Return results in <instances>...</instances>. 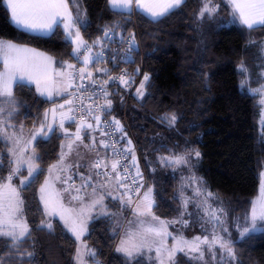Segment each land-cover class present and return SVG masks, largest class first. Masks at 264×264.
<instances>
[{
  "label": "trees",
  "instance_id": "trees-1",
  "mask_svg": "<svg viewBox=\"0 0 264 264\" xmlns=\"http://www.w3.org/2000/svg\"><path fill=\"white\" fill-rule=\"evenodd\" d=\"M68 1L76 17L79 7L86 12L87 23L81 30L89 44L104 46L108 43L106 30L118 37L137 26L149 77L145 93L141 97L136 91L131 96L127 112L119 95L111 97V106L120 132L127 135L126 144L144 163L148 189L154 193L155 214L165 219L180 217L184 178L195 171L214 195L215 207L223 209V223L244 222L251 214L264 171V124L260 97L246 86L241 88L246 74L240 65L257 75L264 69V25L251 30L239 24L227 25L225 19L228 21L231 13L227 0H211L217 11L203 18L199 13L205 0H185L180 8L158 20L139 10H115L109 0ZM0 38L51 54L62 63L76 59L75 44L62 25L49 36L23 30L13 23L4 0H0ZM97 41L100 43H94ZM14 99L17 112L12 122L26 130L34 128L51 105L26 83L15 85ZM173 114L176 122L170 125L165 117ZM125 116L134 141L126 132ZM62 141L54 131L35 144L40 169L22 189L30 238L13 248L10 238L0 237L2 264H28L29 260L33 264H77L78 243L64 223L55 218L51 231L42 226L46 211L40 189L50 167L60 158ZM9 149L0 134V178H6L11 170ZM195 152L200 153L198 158ZM177 155L187 156L193 171L189 163L179 167L162 159ZM108 204L117 209L119 201L109 199ZM237 235L232 236L235 258L230 264H264V230L241 239ZM86 240L94 248L98 264H156L145 255L129 258L116 250L118 234L111 216L94 218ZM27 252L33 255L28 257ZM218 258L214 264H220ZM175 264L208 263L181 253Z\"/></svg>",
  "mask_w": 264,
  "mask_h": 264
},
{
  "label": "rangeland",
  "instance_id": "rangeland-1",
  "mask_svg": "<svg viewBox=\"0 0 264 264\" xmlns=\"http://www.w3.org/2000/svg\"><path fill=\"white\" fill-rule=\"evenodd\" d=\"M135 10L137 11V8ZM78 14L80 22L75 24L72 31L75 32L77 29H79L80 35L83 38L81 29L87 23L88 18L82 7H79ZM225 23L227 25L234 23L244 26L240 23L237 14L234 13L233 8H231L230 19L227 21L226 18ZM83 40L85 41L84 38ZM17 45H19L21 48L32 50L29 53H24L23 55L34 56L37 61L47 67L48 80L47 82L41 80L40 87L45 88V86H47L48 90L52 93V98H48L47 92L45 95H41L39 91L38 93L43 98L49 100L51 105L45 112L41 121H39L34 128L26 130L23 127L16 126L17 128L15 129L13 126L7 127L6 124L4 125L5 131L3 132L2 137L9 143L10 149H15L17 152H19L20 148H26L27 150L24 153L25 157L31 155L37 157L35 144L38 139H47L54 131H58L63 137L60 158L56 163L53 164L58 165V167L53 168V165L50 167V169H52L51 173L48 172V176L41 187L44 188V191L42 192L40 189V198L46 211V219L42 223V226L46 227V225L49 223L53 225V220L58 218L70 231L72 220H77L78 218L83 219L84 224L86 225V231L83 233L80 240H76L78 243L77 249H80L81 252L85 254L84 259L87 264H91L90 257L87 255V251H94V248L86 240V236L90 232L91 221L96 217L111 216L113 218L115 231L118 234L117 248L121 246L122 241H128V245H126L128 247H132L134 245H144V247H141L138 251L134 252L133 257L145 255L148 259H154L156 264H160L161 259H163L164 264H175L177 256L181 253L196 258L199 254L196 252H190L188 247L184 246V251L177 250L172 260L168 259V250L173 248L178 249L181 247L182 245L180 242L182 240L192 241L197 236L201 237V240H203L205 236L211 240L212 236L216 235L228 241L234 251V239L232 237L233 234H238L237 238L241 239L251 233L261 232L264 230V221L257 219V230H253L241 236V231L245 227L251 228L252 211L250 216L244 222L236 220L234 225L232 222L231 224L229 223V225L224 224V214L222 215L220 209L215 207L213 200L214 195L204 186L202 179L196 175L195 171H193V167L190 162L189 164L194 173L192 172L190 174L189 172V174L187 173L184 178L183 189L181 192L183 210L179 218L165 219L158 217L153 211L154 203L151 206V211L148 212L145 207L146 202L143 204L141 203L143 197L135 204L134 198L125 193V186L120 180V175L117 174V169L115 172L112 171V164L115 162V160L109 154L107 141L100 129L99 122L90 119L83 122L84 127H81L82 122H72L70 120L71 117L68 115V113L72 105V100L70 97L72 89L71 86L69 87V85H71V78L69 74L72 76L74 67L69 68L68 65L71 64L75 66L74 62L67 61L62 63L58 61L57 58L46 52L25 45ZM89 45L91 47L90 55L96 57V54L100 53L102 49V43L97 46L95 44ZM262 52L264 56V43ZM0 62L2 63L0 71H3V62L2 60H0ZM82 67L85 68L84 74L87 77L93 78L92 76L96 74L98 65L97 63H89L86 66L83 64ZM88 73H91V75L89 76ZM262 73H264V69L260 72V75L251 73L250 69H248V72L245 73V86L248 87L252 93V90L264 88V74ZM17 83H26L34 86L37 89L36 83H28L26 81ZM17 83L12 85L13 96L14 87ZM144 83L146 87L147 82ZM143 93H145V88L143 89ZM255 94L260 97L262 104L261 124L263 125L264 91H258L255 92ZM136 95L139 96L138 92ZM5 107L8 106L6 105ZM16 112L17 108L11 116V120ZM3 119L8 124H10L7 121L6 115L3 117ZM61 122H63V128L60 127ZM89 124L92 125L91 128L87 127ZM42 125L43 131H40ZM7 128L9 129L7 130ZM49 128H51L52 131H48ZM78 128L80 129L81 140L75 139V134ZM36 133H39L36 135V139L31 140V137ZM17 139L20 141L19 146L15 145L14 143V141ZM30 140L31 143H29ZM69 145H71V149H69ZM104 145H107V147ZM9 154L12 161L14 157L10 152ZM62 154L64 156L63 164H59ZM167 157L172 158L175 156ZM97 161L102 163V168L93 167V164ZM165 161L168 163L167 160ZM183 165L185 164H181L179 167H182ZM37 166L38 169H40L38 162ZM12 167H15V165L11 164V168ZM24 170H26L25 175L22 174ZM101 170L112 173V179L103 178L101 175H97V173H101ZM36 175H34V177ZM192 177H195L196 180L193 181ZM25 178H27V166H24L21 169V173L14 177L12 184L17 188L19 198L23 201L19 218L22 221L27 222L30 229L28 220L24 213L22 189L26 187L33 178H31V180L21 187L20 181ZM15 179H18V182H16ZM74 180L77 183L72 184L71 182ZM196 189L200 190L199 195H197ZM262 189H264V171L260 173L259 193L253 202V207L255 206L257 213L260 211ZM209 193H211V196L208 195ZM73 196H78L80 198L73 199ZM151 196L154 201V193L152 189ZM101 197H103V199L100 200V203L96 204L94 207H90V204L93 200H99ZM109 199L119 201V206L117 209H112L110 207V204H108ZM185 201H187L186 207ZM205 201H207V203H205ZM138 204L140 205V210L143 212V215H141L136 210ZM6 208L7 203L5 202V209ZM206 208L208 209L207 213L205 212ZM82 209L83 215H81ZM212 210H216V215L220 217L219 221L212 219L210 215ZM189 212L192 214L187 216ZM61 216H64L65 219H61ZM153 217H155V219H153ZM66 220L68 221L67 224L65 222ZM149 227L160 229L161 234L157 236L155 234L146 232L145 230ZM224 227H226L225 229H227V231H224ZM202 231L205 232V235L202 234ZM174 237L175 239H173ZM148 246L151 247V251L148 250ZM158 247L161 248L159 257H157L156 253V248ZM207 247V245L201 244V248L205 250V255L203 260H199L208 264H214L216 259L214 260L211 258V255L207 251ZM216 253L218 254L217 256H219L218 260L220 264H230V262L233 260L229 259L226 253L224 254V259L221 260V253L218 247L216 248Z\"/></svg>",
  "mask_w": 264,
  "mask_h": 264
},
{
  "label": "snow or ice",
  "instance_id": "snow-or-ice-1",
  "mask_svg": "<svg viewBox=\"0 0 264 264\" xmlns=\"http://www.w3.org/2000/svg\"><path fill=\"white\" fill-rule=\"evenodd\" d=\"M8 9L11 11V19L13 23L23 29L30 31H46L52 32L54 27L59 24H63L64 30L67 34V38L71 40L72 43L76 44V48L74 49V56L78 62H81V56H83L82 63L86 66L89 63H98L99 57L103 55V53H97L96 57L90 55L91 47L83 40L80 35L79 29L75 32L72 31L73 27L76 23H79V14H77V19L74 21L72 18V14L67 12V3L66 0H4ZM110 4L113 8H122L131 12L133 6L137 9H142L147 12L152 19L158 20L162 17H165L172 13L175 9H178L185 3V0H149V2H145V0H109ZM234 13L238 14V19L240 23L246 26L248 29H254L256 26L264 25V0H231ZM217 6L213 5L211 0H205L204 6L199 13L200 17L203 18L207 13L209 16L213 15L216 12ZM105 37L108 36V31L106 30L104 33ZM134 42V37H133ZM100 43V41L94 42ZM32 50L27 48H21L17 44L0 38V60L3 62V71H0V134H3L5 131L4 125L7 124V127H11V124H8L3 117L6 115L11 118L13 112L15 111L17 105L13 96L12 85L17 82L26 81L28 83H36L37 91L40 92L41 95H45L47 92L48 98H52L51 91L48 90L47 86L45 88H41V80L47 82L48 80V71L47 67L37 61L34 56L23 55L24 53H29ZM89 53V54H85ZM69 68H73L74 66L69 64ZM80 73L85 72V68L79 69ZM106 71V70H105ZM240 71L242 73L248 72L247 67L241 63ZM264 74V73H262ZM90 76L91 73H88ZM71 78V74H69ZM85 77L82 75L81 79ZM120 81L126 82L123 76L119 77ZM144 82L149 80L147 75L144 76ZM142 82L140 84L137 92L139 96H143V89L145 88V83ZM246 81L241 82V88H244ZM71 85H69L70 87ZM253 94L258 91H264V88L252 90ZM107 95V93H104ZM8 107H5V106ZM108 105H111V101H108ZM62 107V106H61ZM97 121H99V117H95ZM165 119L168 120L170 125H174L176 122V116L173 114L170 117L166 116ZM116 125L119 127V121H115ZM60 127L63 128V122H61ZM81 127H84L83 122L81 123ZM87 127L91 128L92 125L89 124ZM40 131H43V125L41 126ZM48 131H52L51 128ZM34 134L31 137V140L36 139V135ZM46 135V133H45ZM76 140H81L80 129H77L75 134ZM31 140L29 143H31ZM15 145L19 146V139L14 141ZM129 144L131 141L128 142ZM107 147V145H104ZM71 149V145L68 146ZM27 149L20 148L19 152L15 149H9V152L14 157L11 161L15 167H12L9 171V174L6 178H0V237L10 238V242L13 248H16L21 241H24L26 238H30V229L28 227L27 222L22 221L19 218V213L21 212V205L23 201L19 198L18 190L15 186H13L12 181L15 176L21 173V169L24 166H27V178L20 181V186L23 187L25 183H27L34 175L39 172L37 166V157L34 155L25 157L24 153ZM34 152V149H33ZM191 155V153H189ZM194 155L198 158L200 156L199 152H195ZM134 159V157H133ZM163 160H167L169 164L179 166L181 164L187 165L189 163L187 156L185 155H177L175 157L169 158L164 157ZM64 156L61 155V159L59 164H63ZM2 163V161H0ZM119 161H116L112 164V171L115 172L118 167ZM53 168L58 167V165H53ZM93 167H100V162L97 161L93 164ZM52 169H49L51 173ZM125 170H127L125 168ZM97 175H101L97 173ZM103 175L109 176L108 173H104ZM109 179L112 177L109 176ZM193 181L196 180L195 177H192ZM47 183V182H46ZM142 187V185H141ZM41 191H44V188H41ZM79 191V190H77ZM197 195L200 194V190L196 189ZM211 196V193L208 194ZM73 199H78L80 197L73 196ZM43 199V197H42ZM101 197L99 200H93L90 204V207H94L96 204L100 203L102 200ZM5 202L7 203V208L5 209ZM146 202V210L148 212L151 211V206L154 203L151 196V189H148L143 193V199L141 203ZM207 203V201H205ZM187 205V201H185V207ZM137 212L143 215V212L140 210V205H137ZM222 212L223 209H220ZM205 212H208V209H205ZM81 215H83V209L81 210ZM212 219L219 221L220 217L216 215V210H212L210 213ZM61 219H65L64 216H61ZM155 219V217H153ZM257 219L264 221V189H262L261 194V204L260 211L257 213L255 206L252 210L251 216V228L245 227L241 231V236L245 233L251 232L253 230H257L256 221ZM66 224L68 221H65ZM46 227L51 231L52 225L49 223ZM70 231L76 237L77 240H80L83 233L86 231V225L84 224L83 219L72 220ZM148 233L155 234L159 236L161 234V230L155 227H149L145 230ZM227 231V229H224ZM175 239V237L173 238ZM181 247L173 248L168 250V259L172 260L177 250L184 251V246H187L190 252H196L199 255L196 257L198 259L203 260L205 255V250L201 248V244L207 245V251L211 255L212 259L217 258L216 248L220 249V259H224V254H227L229 259H234V251L231 247L230 243L224 240L220 236L213 235L212 239L209 240L207 236L201 240V237L197 236L192 241L182 240ZM128 245V241H122L121 246L117 248V251L123 252L127 257L132 258L134 252L138 251L144 245H134L132 247L126 246ZM148 250L151 251V247L148 246ZM157 257L160 256L161 248H156ZM21 256L25 255L24 253L20 254ZM26 255L31 257L33 253L27 252ZM84 253L81 252L80 249H77L76 253V262L77 264H87L84 259ZM87 255L92 257L93 264H98L95 261L96 253L92 250L87 251ZM2 264V262H0ZM28 264H33L31 260L28 261ZM160 264H164L163 259L160 260Z\"/></svg>",
  "mask_w": 264,
  "mask_h": 264
},
{
  "label": "built area",
  "instance_id": "built-area-1",
  "mask_svg": "<svg viewBox=\"0 0 264 264\" xmlns=\"http://www.w3.org/2000/svg\"><path fill=\"white\" fill-rule=\"evenodd\" d=\"M132 20L136 23V18ZM106 39L108 43L102 46L100 53L102 52L103 55L99 57L100 62L97 63L98 67L93 78L79 71L83 66V56L81 62L75 59L71 76L72 105L68 115L72 122H85L90 119L97 121L95 117H99L100 129L106 138L110 154L115 162L119 161L117 174L124 182L127 194L134 198L136 204L148 189L147 171L139 155L131 152L126 144L127 135L122 134L116 125L112 116L113 109L108 105V101L112 103L111 97L119 95L127 112L131 96L139 89L144 76H148L145 54L137 26L124 36L117 37L114 32H108ZM82 75L84 79H81ZM120 76H123L126 82L122 83ZM105 92L107 95L104 94ZM125 121L126 132L132 134L131 139L134 141L126 116ZM100 167L102 168L101 162ZM104 173L107 172L101 170L100 174L103 178L109 179V176H113L112 173H108L109 176L103 175Z\"/></svg>",
  "mask_w": 264,
  "mask_h": 264
},
{
  "label": "crops",
  "instance_id": "crops-1",
  "mask_svg": "<svg viewBox=\"0 0 264 264\" xmlns=\"http://www.w3.org/2000/svg\"><path fill=\"white\" fill-rule=\"evenodd\" d=\"M228 1V3L230 4V6H231V8H233V6H232V3H231V0H227ZM145 2L147 3V2H149V0H145ZM66 3H67V5H68V7H67V12H69V13H71L72 14V18H73V20L75 21L76 19H77V17H76V15L73 13V11H72V9H71V7H70V4H69V1L68 0H66ZM111 5V4H110ZM111 7H112V5H111ZM113 8V7H112ZM113 9H115V10H120V11H125V12H128L127 10H125V9H122V8H113ZM136 9V7L135 6H133V9H132V11H134ZM137 10H139V11H142L143 13H145L148 17H150L151 18V16L147 13V12H145V11H143L142 9H137ZM131 11V12H132ZM11 12V11H10ZM237 16H238V14H237ZM59 25H62L63 26V24H59ZM17 26V25H16ZM58 26V25H57ZM56 26V27H57ZM17 27H19V26H17ZM56 27H54V30L52 31V32H46V31H39V30H37V31H30V30H26V29H23V28H21V27H19V28H21V29H23V30H26V31H28V32H31V33H34V34H38V35H43V36H49V35H51L54 31H55V29H56ZM63 28H64V26H63ZM14 43V42H13ZM19 46V45H18ZM1 65H2V63L0 62V68H1ZM14 113V112H13ZM7 121L10 123V124H12L11 126H13V128H17L16 127V125L12 122V120L9 118V117H7ZM9 128H7V130H8ZM13 130V129H12ZM121 180V179H120ZM72 184H75V183H77L75 180L74 181H72L71 182ZM65 225V224H64ZM67 228V227H66ZM68 229V228H67ZM70 232V231H69ZM71 233V232H70ZM72 234V233H71ZM117 250V249H116ZM119 252V251H118ZM120 253H122V254H124L123 252H120Z\"/></svg>",
  "mask_w": 264,
  "mask_h": 264
},
{
  "label": "bare ground",
  "instance_id": "bare-ground-1",
  "mask_svg": "<svg viewBox=\"0 0 264 264\" xmlns=\"http://www.w3.org/2000/svg\"><path fill=\"white\" fill-rule=\"evenodd\" d=\"M108 173V172H107Z\"/></svg>",
  "mask_w": 264,
  "mask_h": 264
}]
</instances>
